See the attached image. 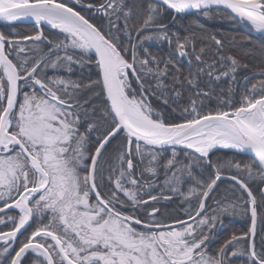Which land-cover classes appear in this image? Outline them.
Here are the masks:
<instances>
[{
	"label": "snow or ice",
	"instance_id": "1",
	"mask_svg": "<svg viewBox=\"0 0 264 264\" xmlns=\"http://www.w3.org/2000/svg\"><path fill=\"white\" fill-rule=\"evenodd\" d=\"M197 17L264 36V0H0V264H264V44Z\"/></svg>",
	"mask_w": 264,
	"mask_h": 264
},
{
	"label": "trees",
	"instance_id": "2",
	"mask_svg": "<svg viewBox=\"0 0 264 264\" xmlns=\"http://www.w3.org/2000/svg\"><path fill=\"white\" fill-rule=\"evenodd\" d=\"M200 23L204 24L209 31L222 32L229 39L232 36L237 37L236 51L249 52L251 55L247 59L251 61L259 60L262 56L261 45L264 44V38L259 35H252L250 43H242V38L249 35V32L237 21L224 19L204 20L202 17H197ZM32 24H19L20 30H31ZM247 226L246 218L239 216H231L225 218V227L228 231L240 230Z\"/></svg>",
	"mask_w": 264,
	"mask_h": 264
},
{
	"label": "water",
	"instance_id": "3",
	"mask_svg": "<svg viewBox=\"0 0 264 264\" xmlns=\"http://www.w3.org/2000/svg\"><path fill=\"white\" fill-rule=\"evenodd\" d=\"M239 24H241L243 27H244V29H246V31H248V29L245 27V25L243 24V23H240L239 21H237ZM20 24H32V22L31 21H28V20H24V21H22ZM252 35H259V36H261L259 33H256V32H252L251 33ZM261 37H263L264 38V36H261Z\"/></svg>",
	"mask_w": 264,
	"mask_h": 264
}]
</instances>
